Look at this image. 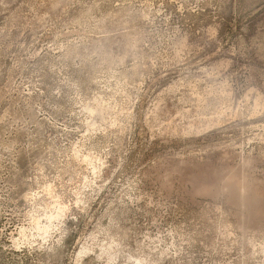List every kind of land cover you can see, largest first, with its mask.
<instances>
[{"label": "rangeland", "instance_id": "obj_1", "mask_svg": "<svg viewBox=\"0 0 264 264\" xmlns=\"http://www.w3.org/2000/svg\"><path fill=\"white\" fill-rule=\"evenodd\" d=\"M0 264H264V0H0Z\"/></svg>", "mask_w": 264, "mask_h": 264}]
</instances>
